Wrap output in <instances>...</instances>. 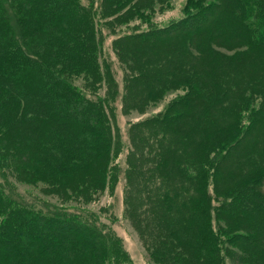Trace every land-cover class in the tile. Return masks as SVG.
<instances>
[{"label":"trees","instance_id":"1","mask_svg":"<svg viewBox=\"0 0 264 264\" xmlns=\"http://www.w3.org/2000/svg\"><path fill=\"white\" fill-rule=\"evenodd\" d=\"M98 1L101 11L94 0H0V264H131L110 228L79 213L38 208L37 203L16 193L6 177L12 173L19 181H45L60 190L77 192L75 195L85 200L103 189L107 176L113 177L119 143L118 129L110 119L111 108L107 100L89 96L74 80L81 78L92 91L106 82L108 93L114 96L117 85L113 73L101 59L100 23L105 17H113L118 23L134 18L149 22L155 4L167 0ZM183 13L167 26L150 25L148 30L121 35L115 42L145 46L148 40L173 36L180 48L178 54L188 53L185 47L190 45L199 48V61L207 62L206 73L210 75L212 69L232 71L236 63L252 62L245 52L264 56V0H186ZM118 49L129 70L123 98L129 100L131 85L140 81L146 89V96H142L145 102L157 100L159 93L150 88L148 80L150 76L159 78L161 73ZM183 66L192 70L189 63ZM140 67H145L146 73L143 69L140 72ZM193 81H180L187 88L185 94L169 101L162 112L131 125L133 146L126 158V200L131 206L145 200V210L152 203L167 208L164 176L169 173V158L174 168H179L181 160L183 165L194 167L195 178L199 177L194 200L198 201L186 216L192 226H187L185 234L197 241L190 244V250L201 251L200 264H207V259L211 264H221L222 243L251 244L264 234V136L259 142L264 134L260 131L264 105L256 107L249 94H243L241 100L237 94L243 102H239V110L236 106L239 114H234L224 105L222 85L215 89L209 85L202 100L196 93L201 86L194 87ZM214 109L230 112L236 123L231 127L211 123V133L193 143L189 154L172 150L180 144L176 137L188 142L199 125L210 124L207 119ZM243 112L248 115H241ZM249 138L260 145L259 152L250 155L245 164L251 174L227 191L221 179L232 171L225 172L224 163L232 150ZM145 163L148 165L143 168ZM209 177L218 185L213 194ZM221 189L224 194H219ZM213 196L219 199L217 207L208 204ZM153 199L157 201H150ZM213 220L223 224L214 226ZM193 224L199 225L196 228ZM231 226L243 230L232 233ZM171 236L161 238L168 240L159 243L162 253L172 254L169 243L173 240L167 239ZM182 250H177L179 255ZM228 250L224 248V254ZM252 254L250 260L238 257L239 262L264 264L263 241ZM179 255H174L178 259L175 264H192L188 256L181 260Z\"/></svg>","mask_w":264,"mask_h":264},{"label":"rangeland","instance_id":"2","mask_svg":"<svg viewBox=\"0 0 264 264\" xmlns=\"http://www.w3.org/2000/svg\"><path fill=\"white\" fill-rule=\"evenodd\" d=\"M82 1L84 3L88 2V0ZM94 2L96 6L99 4L98 0H94ZM185 3L186 0H167L164 4L156 3L154 10L150 13L149 22L134 18L127 23H118L112 20L113 17H105L104 23H100L99 28L100 32H102L101 59L109 65L111 73H113L117 85V92L114 96H112V93H108V85L106 82H102L92 91L88 85H83L84 82L81 78L74 80V83L82 85L83 89L85 88L84 90L88 92L89 96L103 97L108 101V107L111 108V122L113 127H117L118 129L117 141L119 143V152L113 162L115 167L114 175L113 177L110 175L107 176L106 180L102 183L104 184L103 189L91 194L90 200H85L83 197L75 195L77 192L72 193L65 189L60 190L52 186L51 183H46L45 181H37L35 183L19 181L12 173L10 175L6 173L7 180L14 191L20 193L26 201L37 203L38 208L48 207L50 209L65 210L70 213H79L83 218L93 223L110 228L120 239L131 264H175L178 259L174 255L180 254L177 251L180 247L184 251L182 250L183 252L177 258L185 260L188 256L192 260V264H200L202 262V259L199 257L202 256L200 254L201 251H194L192 253L190 250L192 248L190 244H196L197 241L193 240L195 238L185 234L187 226H192V223H188L186 220V216L192 210L193 203L198 201L194 200L197 196L196 192L198 193L197 189L199 185V177L195 178L197 171L194 167L191 166L192 168H190V165H183V160H181V163H177V167L179 168H174L169 158L167 168L169 173L164 176V182L167 186V190H165L166 201H168L167 208L160 206L159 203H152L148 208L150 212H148V210H145L147 205L145 200H142L144 202L143 204L137 203L132 206L128 203L129 200H126L128 198L126 179L128 164L126 158L133 146L130 139L131 125L145 117L162 112L169 101L177 98L179 95L185 94L187 88L180 84L185 79H194L191 82L194 87L201 86L199 87L201 90H197L196 93L202 100L205 98L204 92L208 91L206 89L209 85L211 86L210 89H215L222 85L224 95L226 96L224 105H229L230 111L234 114H239L238 105L239 102L240 105L243 102V100L240 101L244 98L243 94H249V100H251L254 106L259 107L264 105V56L256 51L245 52L246 57L252 62L243 61L236 63L235 67H232V71L225 70L224 68L212 69L213 75L220 78L218 79L206 73L209 70V65L207 62L202 64L199 61L200 55L197 53L199 48L190 45L189 47H185L188 53L182 52L178 54L180 48L178 47L177 40L173 36L148 40L145 46H142L140 43H130L131 41L115 42L121 35L148 30L150 25L164 27L182 18ZM98 9L101 11L99 5ZM175 37L179 38L177 36ZM118 48H123L125 51L132 53L131 55L135 58H131L132 60L140 63L143 61L148 62V65L153 66L154 70L161 73L159 78L152 79L150 76L149 79L151 80H148V84L151 85L150 88L153 86V89H156L155 92L159 93L157 100H148L145 102L142 96H146V89L142 87L143 83L140 81H135V84L131 85L129 91L130 99L126 100L125 97L123 98V94L124 96L126 94L124 86L129 70L126 64L120 60L119 55L121 51ZM256 54L258 56L254 58ZM180 60H182L181 65L179 64ZM253 60L255 61L253 62ZM188 63L192 65V70L183 66ZM143 68L139 71L141 72ZM143 72L146 73V70L143 69ZM204 79L205 81L201 82ZM213 83L216 86L211 85ZM204 86L206 88L202 89ZM237 94L238 97L241 96L240 100ZM233 106H235L234 109H232ZM236 106H238V110ZM241 115L247 116L248 112H243ZM233 119L230 112L224 113L218 109L212 110L210 117L207 119L208 121L210 120V124L203 127L199 125L195 129V132L190 135L188 142L181 140L179 137H174L180 144L177 147L174 145L172 150L179 149L182 154L191 153V150L194 148L193 143L196 144L205 140L213 130L211 123L223 124L224 127L227 124V127H231L236 123ZM240 120L242 119L240 118ZM253 130L255 131V128ZM254 131L252 132L253 136ZM260 131H264V126L261 127ZM261 135L259 136L260 143H262L264 134L262 133ZM164 147L167 146L164 144ZM259 149L260 145L258 142L249 138L232 150L226 159L228 161L225 160L226 162L224 163L225 172L231 169L232 175L229 177L225 176L224 179H221L227 185V191L232 190L234 183L240 184V181H245L249 177L250 172L245 164L249 161L250 155L259 152ZM251 150L252 152L250 153ZM180 152L178 153L181 156ZM239 159L240 161L238 162ZM146 165L148 164L145 163L143 168ZM236 165H239L235 168L237 171L232 168V166ZM183 166L188 168L187 172L184 171ZM228 178H232V180L228 182ZM209 180L211 182L209 183V191L213 194L215 186L218 185H214L215 181L213 177H209ZM219 192V194H224L223 189ZM159 200L162 202L161 198ZM150 201L157 200L153 199ZM208 204L217 207L219 199H214L213 196ZM157 207H162L161 209L163 211L167 210V212H162ZM217 223L219 225L223 224L222 221L216 222V220H213L214 226H217ZM193 226L196 225L193 224ZM230 228L232 233L243 230L241 228L237 229V227L233 228V226ZM194 233L197 234V230ZM166 235L173 236L167 238L173 240L169 243L172 247V254L168 252L162 253L159 250L163 248L159 244L160 242L165 241L168 243V240L161 239ZM262 241L264 242V234L256 242L251 244H248V241H244L243 243L239 242V244L234 245L229 242L222 243L221 264H243L239 262L238 257L249 259L250 254L251 256L253 255L252 253L256 251ZM224 248L226 250L229 249L226 254H224ZM207 262V264H211L209 259H207ZM250 264H254V261H251Z\"/></svg>","mask_w":264,"mask_h":264}]
</instances>
